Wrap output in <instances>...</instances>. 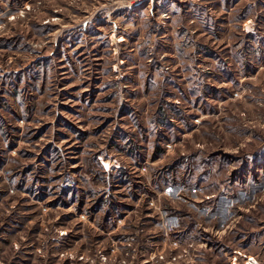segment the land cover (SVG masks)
Masks as SVG:
<instances>
[{
	"label": "rangeland",
	"instance_id": "374dc122",
	"mask_svg": "<svg viewBox=\"0 0 264 264\" xmlns=\"http://www.w3.org/2000/svg\"><path fill=\"white\" fill-rule=\"evenodd\" d=\"M264 264V0H0V264Z\"/></svg>",
	"mask_w": 264,
	"mask_h": 264
},
{
	"label": "built area",
	"instance_id": "2783aa9c",
	"mask_svg": "<svg viewBox=\"0 0 264 264\" xmlns=\"http://www.w3.org/2000/svg\"><path fill=\"white\" fill-rule=\"evenodd\" d=\"M145 0H134V2L136 3V4H141L142 2H144ZM253 259V258H252ZM251 264H253L251 261H249ZM234 264H237V263H235L234 262Z\"/></svg>",
	"mask_w": 264,
	"mask_h": 264
},
{
	"label": "bare ground",
	"instance_id": "6f19581e",
	"mask_svg": "<svg viewBox=\"0 0 264 264\" xmlns=\"http://www.w3.org/2000/svg\"><path fill=\"white\" fill-rule=\"evenodd\" d=\"M253 264H259V262L257 260H255L254 258L251 261Z\"/></svg>",
	"mask_w": 264,
	"mask_h": 264
}]
</instances>
